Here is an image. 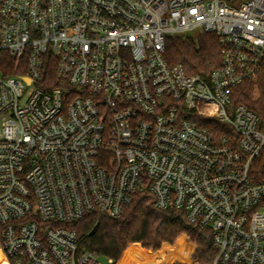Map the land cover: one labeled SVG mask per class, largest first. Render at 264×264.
I'll list each match as a JSON object with an SVG mask.
<instances>
[{
  "label": "built area",
  "instance_id": "built-area-1",
  "mask_svg": "<svg viewBox=\"0 0 264 264\" xmlns=\"http://www.w3.org/2000/svg\"><path fill=\"white\" fill-rule=\"evenodd\" d=\"M196 32L219 39L207 76L165 57L167 37ZM263 68L264 0H0L10 264H102L65 224L118 218L144 190L211 230L213 264H264V120L232 100ZM202 104L228 131L188 117Z\"/></svg>",
  "mask_w": 264,
  "mask_h": 264
},
{
  "label": "trees",
  "instance_id": "trees-1",
  "mask_svg": "<svg viewBox=\"0 0 264 264\" xmlns=\"http://www.w3.org/2000/svg\"><path fill=\"white\" fill-rule=\"evenodd\" d=\"M2 54L7 59V54ZM165 57L170 65H182L188 74L207 76L221 65L218 36L196 32L186 37H167ZM7 61L10 71L5 74L16 73L11 66L13 60ZM232 100L245 104L264 120V68L234 87ZM188 117L216 136L228 131L219 121L215 106L199 105ZM65 226L77 232L80 249L97 252L111 259L110 264H186L182 260L188 257L196 264H213L217 255L209 228L192 225L182 210L155 207L154 197L148 190L137 192L118 218L89 214ZM0 264H10L1 243Z\"/></svg>",
  "mask_w": 264,
  "mask_h": 264
},
{
  "label": "rangeland",
  "instance_id": "rangeland-1",
  "mask_svg": "<svg viewBox=\"0 0 264 264\" xmlns=\"http://www.w3.org/2000/svg\"><path fill=\"white\" fill-rule=\"evenodd\" d=\"M175 260H171V262H176ZM100 261L102 262V264H109L108 263V259L105 258V257H101L100 258ZM177 262H181V261H177ZM182 263H186V264H196V262L192 258H190V257H188V259H186V260H182Z\"/></svg>",
  "mask_w": 264,
  "mask_h": 264
}]
</instances>
